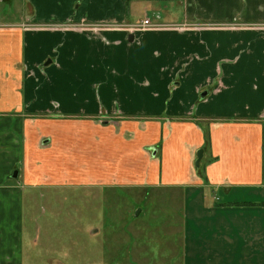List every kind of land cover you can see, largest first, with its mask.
I'll return each mask as SVG.
<instances>
[{
	"label": "rangeland",
	"instance_id": "374dc122",
	"mask_svg": "<svg viewBox=\"0 0 264 264\" xmlns=\"http://www.w3.org/2000/svg\"><path fill=\"white\" fill-rule=\"evenodd\" d=\"M144 6L145 3L141 1L133 4V21L145 16ZM31 12L32 9L24 0H0V28H23L27 32H39L48 27L54 31H83L79 24H24L20 17H26ZM153 27L139 31L141 36L137 39L138 43L135 40L130 42L127 38L115 41L109 38L110 32L107 34L101 31L100 34V29L84 31L89 36L83 40L91 44L85 48L88 60L94 59L90 48L93 50L94 44L101 42L103 46L100 49H104L107 55L112 41L115 43L113 50L126 42L122 51L127 50L130 56H134L136 50L139 53L151 52L158 63L150 73L157 71L160 76L167 75L164 79L160 78L157 86L149 85L148 80L143 77L147 72L133 69L140 82L134 79L131 87L102 86V82L107 83L110 79L106 76L98 78V72L93 69L75 70L74 77L69 76L70 81L66 80L61 84L69 71L64 74L59 72L65 68L55 60L59 58L57 47L39 55L36 63L28 62L31 67L28 83L33 87L29 88L31 93H28L26 107L19 112L16 123L23 135L20 140L23 157L8 175L19 191L13 190V193L5 194L3 189L7 186L2 184V264H250L247 261L254 260V247L251 245L254 239L250 243L248 237L239 238L243 237L239 233V225L233 222L238 220L237 216L224 215L225 222L228 218L232 222L229 234L222 228V222H215L213 211L191 214V207L200 202L199 189L191 193L190 188L165 186L160 179V162L164 158L161 148L167 146V160L172 159L173 165L176 162L173 159L174 152L180 148L178 137L181 131L174 128L172 132L166 128L172 117L168 108L169 101L163 105L159 103L162 96L167 95L166 98L172 100L171 96L180 94L181 91L176 82H193L194 76L200 77L201 74L202 80L195 83V94L198 95L197 102L204 101L206 104L230 89L228 81H235L241 76L255 78L254 70H245L239 74L235 71L226 73L223 65H228L226 62L229 60L222 54L216 55L213 51L200 49L189 53L187 41L197 33L240 28L201 24H162ZM120 28L122 29H109ZM261 30L264 34V28ZM176 31L189 34H179L175 39L167 40L172 44L164 50H146L148 48L140 46L144 35L155 32L147 37L154 35L152 38L156 40L157 37L167 36L162 32ZM100 35V38H95ZM179 37L184 39L178 40ZM178 41L183 42L179 48L180 54L176 53ZM63 46L64 41L60 47ZM215 56H220V61L217 62ZM229 56L236 60L231 66L239 65L244 68L251 64L253 68L257 63L262 67L264 75L263 52L261 58L252 55L249 61H244L242 54L233 56L230 53ZM163 57L168 64L175 62L176 69L173 64L167 65ZM110 59L111 64L119 67L116 55L108 58ZM48 60L53 61V66L49 68L46 64ZM159 62L164 65L160 67ZM111 64L104 63L106 67H103V73L117 72L114 67L111 68ZM195 64L199 69H195ZM99 74L101 76L102 72ZM115 76L116 80L121 77L117 74ZM115 84L117 85L116 81ZM148 90H151L153 98L145 100L141 105L147 110L143 108L138 111L137 107L126 100L123 104L129 106L125 110L117 102L120 92L141 96L146 95ZM205 90H209L210 94L201 99L199 95ZM79 93L81 97H78ZM102 97L106 100H102ZM79 99L81 102H78ZM247 100L244 104L246 116L238 117L234 112L231 116L232 109L221 105L219 110L226 109L227 114H230L228 119L200 118L193 121L195 117L190 111L192 104L183 103L185 117L172 119L176 123L193 121L201 127L205 139L202 148L208 154L212 147L209 137L211 121L225 120L247 126L264 124V107L262 112L255 108L252 111L249 102L251 98ZM237 109L236 107L234 111ZM161 116L165 118H160ZM14 120L16 119L12 118L10 121ZM139 122L148 126L145 132L138 127ZM168 131L170 134L167 135ZM133 133L136 135L135 140L131 138ZM153 145L156 146L155 149H161L158 156L153 154V147H150ZM183 146L188 145L184 142ZM195 150L197 159V149ZM188 160V156L187 159L182 158L179 166H183L189 176L204 179L205 166L197 167L195 162L189 164ZM8 168L2 166V174ZM117 170L120 172V182L114 176L117 177ZM15 171H18L17 177H13ZM225 205L233 207L238 204ZM228 212L231 215L240 213L232 210Z\"/></svg>",
	"mask_w": 264,
	"mask_h": 264
},
{
	"label": "crops",
	"instance_id": "0c3cea01",
	"mask_svg": "<svg viewBox=\"0 0 264 264\" xmlns=\"http://www.w3.org/2000/svg\"><path fill=\"white\" fill-rule=\"evenodd\" d=\"M140 1L145 3V16L138 21H133V4ZM24 2L32 9V12L27 14L26 17H20L24 24H46L49 26L63 23L79 24L82 26L80 29H83V31H54L48 27L40 29L39 32H27L23 28L21 30H3L0 28V222H2V184L7 186L3 189V191H6V193L4 192L5 194H11L13 190L19 191L17 186L12 184L14 180H11L8 175L23 157V150L21 151L20 148V140L23 139V135L20 126L16 123H18L19 112L26 107L28 93H31L29 88L33 87L28 83V72L31 68L28 62L33 63L34 61L36 63L35 61L39 60V55L43 54V52H50L57 47L59 58L55 60L60 65H64L65 68L59 72L64 74L69 71V74H66L61 84L66 80L70 81L68 77H74L73 72L75 70L86 71V69H93L94 72H98V78L108 77L107 79L110 80L107 83H101L105 87L114 85L117 88L123 86L131 87L134 85V79L140 82L133 70L147 72L143 74V77L148 80L151 86L159 85L160 78L164 79L167 76L166 74L160 76L157 71L153 74L150 73L154 71L153 67L158 63V59L151 52L139 53V50H136L133 54L134 56H130L127 50L123 52L122 48L127 45L126 42L120 46L118 45L117 50H113L112 46H115V43L112 41L111 45L109 44L111 48L109 51L106 50L109 56L104 53V49H100L103 43H96L93 50L90 48V53L94 55V59L88 60V52H86L85 48H88L91 44L85 43V40H83L89 36L84 31L100 29V34H102L101 31L107 32V34L110 32L109 38L115 41L120 42L127 38L130 42L135 40L138 43L137 39L141 36L139 31L144 29L138 26L145 19H149L156 27L162 24L238 27L240 29L197 33L187 41L188 51L192 53L200 49L206 52L213 51V54L216 55L222 54L226 57V60H229L226 62L228 65H223V70L226 73L227 71H235L237 72L236 74H239L245 70H254V79L242 78L241 76L238 79L235 78V81H228L227 85L230 89L205 104L204 101L197 102L198 95L195 94V83L200 82L202 77L201 74L200 77L195 75L193 82L188 81L182 84L180 81L176 82L177 85H180V94L170 95L172 100H168L166 98L167 95H164L159 100V103L163 105L169 101L170 117L174 119L185 117L182 104L191 103L190 111L192 116L194 115L195 117L193 121L200 118L228 119L230 114H227L226 109L219 110L221 105H224L229 110L232 109L231 116H233V112L238 117L246 116V105L244 104L248 101L247 98H251L249 102H251L252 111L254 108L256 111L259 109L260 112L263 110L264 75L261 71L262 67H259L257 63L253 68L251 64L244 68L239 65L231 66L230 64H234L236 60L231 58L229 54L232 53L233 56L242 54L244 61H249L252 55L256 58L262 57V52L264 53V34L261 29L264 28V0H24ZM0 24L2 26L1 17ZM117 27H122V29H109ZM162 33H166L170 38L163 36L154 40L152 38L154 35H151V37H147V35L155 34V32L149 33L143 36L141 48H148L146 50L160 48L164 50L172 44L167 40L175 39L179 34H189V32L180 31ZM131 35L134 36L133 41L130 39ZM101 36H96L95 38H100ZM179 39L184 38L179 37ZM194 39H199L200 41L195 42ZM248 40L250 41L248 42ZM62 41H64V46L60 47ZM176 45V53L180 54L179 48L183 45V42L178 41ZM39 51H42V53H39ZM115 55L119 67L111 64V59L108 60L109 57ZM215 58L217 62L220 61V56H215ZM164 60L166 61L165 58ZM105 62L110 63L111 68L114 67L117 72L112 74L103 73V67H106V65L104 66ZM46 64L49 68L53 66V61L48 60ZM159 64H161L160 67L164 65L160 62ZM172 64L176 69L175 62L167 63V65ZM195 69H199L197 64H195ZM99 72H102L101 76ZM115 74L121 77L116 80ZM124 78L131 81V84ZM205 91L209 92L207 95L209 96L210 91ZM147 92L146 95L143 94L141 96H130L120 92L117 95L120 97L117 102L125 110L129 106L128 104L127 106L123 104L125 100L128 103H132V106L137 107L138 111L143 110V108L147 110L144 105L141 106L143 102L145 103V100L153 98L150 94L151 90ZM163 92L165 91L163 90ZM201 94L199 95L201 99L207 97L202 98ZM67 97H69V94ZM78 97H81V93L78 94ZM101 99L106 100L103 97ZM78 102H81V100L79 99ZM236 107L238 109L234 111ZM117 109L119 110L120 108ZM119 116L121 115L119 114ZM12 118L16 120L14 122L10 121ZM160 118L165 117L161 116ZM172 118H170L172 121L167 122L166 128L172 130V132H174V128L181 130L178 137L180 148L174 152L173 159H176V162L173 165L171 163L172 159L167 160L169 158L167 146L161 148L163 149L164 157L163 162H160L162 169L160 179L162 183L165 186H175V188L181 186L190 188L191 193L199 189L200 202L198 205L191 207V214L197 215L198 213L213 211L216 217L215 222H222V228L225 232L228 231L229 234L232 229V222L229 218L225 222L224 215L226 217L237 216L236 219L238 218V220L233 222L236 223L235 225H239V233L243 236L239 238L247 239L248 237L250 243L254 239L251 244L254 247V260L247 262H250V264H263L264 124L255 123L247 126L242 123L232 124L225 120L213 121V123L211 121L209 137H211L212 147L208 154H205L204 150V157L200 164L202 167L205 166L203 179L200 176H189L187 170L183 166H179V161L182 158L187 159V156L189 164L196 162L195 149H197V152L203 149L202 146L205 141L202 128L198 127L193 121L176 123L177 121L174 122ZM139 123L140 126L137 124L138 127L145 132L148 126L144 122ZM187 131L191 133H187ZM168 134H170L169 131L167 132ZM131 138L135 140L136 135L133 133ZM184 142L188 146L184 147ZM150 147H153V151L157 150L154 156H158L157 153L161 149L159 147L155 149L156 146L154 145ZM178 152L179 154L177 155ZM8 154L11 156L9 157ZM152 158L155 157L152 156ZM2 166L9 167L4 170V174H2ZM117 173V177L116 175L114 176L120 182L122 181L119 178L120 172L117 170ZM206 200L208 201L205 202ZM218 201H221V203ZM231 203L238 205L233 207L225 205ZM228 210L240 211V213L231 215ZM0 235V248H2V225L0 226ZM227 239L230 243V236ZM233 255L235 254L233 253ZM0 264H2V253L0 255Z\"/></svg>",
	"mask_w": 264,
	"mask_h": 264
},
{
	"label": "water",
	"instance_id": "95a60500",
	"mask_svg": "<svg viewBox=\"0 0 264 264\" xmlns=\"http://www.w3.org/2000/svg\"><path fill=\"white\" fill-rule=\"evenodd\" d=\"M130 39H131V41H133L134 36L131 35V36H130ZM208 93H209L208 91H204V92L201 94V97L204 98L205 96L208 95ZM156 152H157V150L154 151V155H156ZM203 157H204V149H200V150H198V152H197V159H196V162H195V164H196L197 167H200L201 160L203 159ZM17 176H18V171H15V172H14V177H17Z\"/></svg>",
	"mask_w": 264,
	"mask_h": 264
},
{
	"label": "built area",
	"instance_id": "2783aa9c",
	"mask_svg": "<svg viewBox=\"0 0 264 264\" xmlns=\"http://www.w3.org/2000/svg\"><path fill=\"white\" fill-rule=\"evenodd\" d=\"M155 25L152 24V22H150L149 19H145L143 20L138 27H141V28H147V27H153Z\"/></svg>",
	"mask_w": 264,
	"mask_h": 264
}]
</instances>
